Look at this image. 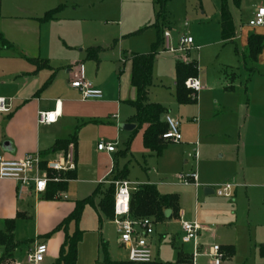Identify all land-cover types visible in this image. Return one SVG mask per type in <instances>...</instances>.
Returning <instances> with one entry per match:
<instances>
[{"label":"rangeland","instance_id":"obj_1","mask_svg":"<svg viewBox=\"0 0 264 264\" xmlns=\"http://www.w3.org/2000/svg\"><path fill=\"white\" fill-rule=\"evenodd\" d=\"M70 1H75L78 7L75 11L63 13L70 17L61 18L56 23V29L67 35V38L57 37V41L60 44L70 43L67 51L79 50L81 45L76 44L79 42L90 45L96 43L95 40L98 43L104 41L101 77L104 79L106 97L120 96L123 100L122 112L125 114L134 111L129 101L137 97L131 79V62L127 57L131 52L152 51L153 44L158 40L157 24L163 30L170 31L172 46H176L179 34L183 33L192 36L195 42L191 47L177 53H166L163 44L159 45L156 68L161 74L164 86H156L151 90V98L165 105L173 118H179L182 139L171 141L161 156H150L145 161L142 156V127H138L129 135L132 136V141L125 155H118L119 151L127 148L124 140L117 141V152L111 158L92 152L86 155L85 167L81 170L79 168L77 179L69 182L66 198L73 202L92 194L98 186V181L93 182L92 179L101 164L107 166L106 172L113 166L117 169L127 164V180L138 184L149 181L167 182L171 186L163 185L159 189L165 193H179L183 197L180 207L186 212L184 220L198 221L208 226V233L201 238L199 252L214 244L225 246L233 243L235 254L231 257L225 254L222 264H264V257L261 255V246L264 243L263 189L251 188L247 193V188L242 187L239 188L237 199L233 198V194L228 199L220 198L216 194L205 195V186L196 194L194 189L180 185L178 179L181 173L196 172L198 175L200 170L210 176L216 175L214 172L218 169L217 165L223 162L227 165V161L237 152L239 133L246 132L251 124H255L252 119L244 124L248 110L246 104L242 103V98L244 100L245 97L242 85L246 82L247 72L237 50L242 53L246 48L249 31L260 30L259 27L249 26L248 22L251 11L260 5L261 0H244L241 8L234 0H230V10L238 25L236 36L227 42L221 39L220 0H168L164 20L159 17L160 8L153 0ZM69 35L72 39L68 38ZM175 58L195 60L199 68L198 76L205 79L206 88L198 92L197 99L191 103L178 104L175 100ZM118 61L120 62L117 63ZM247 62L250 64L249 60ZM118 64L121 66V74L116 71ZM227 67L238 71L233 89L229 88L231 79L225 76L224 70ZM255 127L257 124L253 129ZM99 140L107 141L102 137ZM223 142L228 146L224 148V158H221ZM240 143L246 142L243 140ZM199 147L203 159L201 164ZM196 150L197 160L194 157ZM106 175L109 182H112L115 173L108 172ZM216 185L218 184H212ZM107 186L101 184L94 202L86 203L83 208L78 223L83 237L78 244L77 264H104L106 252L114 260L129 259V250L119 242L120 233L115 220L104 218L100 221L98 216L96 205ZM181 221L179 217L173 216L153 223L151 249L154 259L167 264H182L179 261V252L190 253L194 250L193 242H182ZM201 234H205L204 231ZM204 259H199L200 264H208V259ZM19 260L21 264H32L28 262L25 251Z\"/></svg>","mask_w":264,"mask_h":264},{"label":"crops","instance_id":"obj_2","mask_svg":"<svg viewBox=\"0 0 264 264\" xmlns=\"http://www.w3.org/2000/svg\"><path fill=\"white\" fill-rule=\"evenodd\" d=\"M243 1H240V8L243 5ZM259 6H264V0L260 1ZM77 7V3L70 0H0V97L5 98L10 107L9 111L0 112V155L11 160H23L30 154L39 153L43 161V171L41 173L45 174L46 170L44 168L47 161L62 160L69 145L73 143L75 146V169L63 172L62 176L65 180L50 182L47 190L43 193H37L34 189V182L30 180L25 186L24 193L19 196V182L0 178V233L3 235V238L8 236L10 226L8 227L7 222L13 220V237L16 243V246L7 252L5 245L0 239V257L5 256L2 264H21L19 257L23 255V251L28 256L29 250L34 248L38 243H45L48 248L43 261L39 264H56L67 232L72 234L78 227V224L74 221L67 228L60 227L62 222L74 211L78 200L91 195L89 194L71 202L69 198L59 197L58 193L66 194V191L69 189V182L78 177V169L80 168L81 170V168L85 167L86 155L92 152L104 158H111L112 154L117 152L116 148L113 152L99 150L98 144L100 142L111 143L115 146L117 141L124 140L127 148L119 151L118 154L123 156L127 153V150L129 151L132 141V136L129 135H132L135 132L134 130L138 128L137 124L131 120L135 114V107L132 101L136 100L137 97L129 101L134 111L127 112L126 114L122 112L123 100L120 96L106 97L104 79L101 77L104 65V41L98 43L95 40L96 43H91L90 45H85L81 42L76 43L80 44L81 47L75 51L66 50V48L70 47V43L60 44L57 41V37L65 36L67 38V35L56 29L58 25L56 23L61 18L70 17L63 15V13L75 11ZM52 9H57L54 18L43 19L45 13ZM256 9L251 11L250 19L254 16ZM163 20L162 24H164ZM233 21L236 36L238 24L235 22L234 17ZM184 25L187 26V23ZM259 28L260 30L257 31H249L247 40L251 33L260 34L264 37V26H259ZM183 34H179L178 41ZM1 38L8 42L7 45H3ZM68 38L72 39L70 35ZM222 41L227 42V40L223 39ZM194 42L193 38V44ZM163 48L166 53H177L165 49L164 39ZM90 49L96 50L95 56L89 54ZM247 50V42L246 48L242 53L237 50L238 56H242L241 63L247 72L245 77L246 82L242 85L245 95L244 100L242 98V103L246 104L248 110L244 124L246 125L247 121L252 119L255 123L254 125L257 124V127L253 129L254 125L251 124V127L246 132L239 133L237 152L227 161V165L226 162L217 165V171L214 172L213 170L214 174L217 173L216 175L210 176L203 170H200L196 183L183 184L179 181L180 185L194 189L196 194L202 186H205V195L216 194L215 187L217 185L212 186V184L219 185L224 182H232L234 184L232 194L233 198L236 199L239 197V188L242 187L247 188V193L251 188L263 189L264 193V43L258 59L255 62L249 61L250 64H248V58H246ZM133 53L138 52H131L129 57H127L131 62V68V55ZM178 60L192 61L190 58H175L173 60L174 72ZM45 61H47L45 65L39 66L41 62ZM156 63L157 59L155 58L153 84L150 86L148 93V99L151 102H158L151 98L152 88L164 86L161 74L157 72ZM81 66H83L85 77L92 81L96 88L102 90V98L85 100L82 98L80 90L71 85V81L80 74ZM120 68L121 66L118 64L116 71L119 74L122 71ZM224 72L225 76H229L232 82L229 88L233 89V82L238 78V71L233 67H227ZM233 72H236V75ZM199 78L202 79L204 84H202L203 88L200 90L203 91L206 88L205 79L203 77ZM174 80V87L176 89V72ZM198 92H196V95ZM55 110L59 115L55 122L50 124L38 122L40 111ZM167 115L171 116L170 110ZM176 119L179 120V118ZM123 123H133L136 127L130 131L125 130L120 127V124ZM145 129L146 125H143L141 137L142 156H144L146 161L147 157L154 156L155 154L144 147L143 134ZM249 130H251V133ZM101 137L107 139V141L99 140ZM60 140L69 141L68 147H56V143ZM243 140L246 143L241 144L240 142ZM5 142H10L8 149L4 147ZM221 146L223 149H220L222 150L220 157L224 158L225 152L223 153V151L228 144L223 142ZM199 152L201 164L203 159L200 147ZM195 153H197V157H195V154L194 157L197 160L198 151L196 150ZM161 155L155 156L159 157ZM127 166L125 164L123 168L119 166L117 169L113 166L106 172L107 166L101 164L96 169V175L92 180H94L93 182L98 181V185H109L117 180L116 176L121 170L126 168L127 172L125 174L127 175ZM108 172L110 174L115 173L112 182H109L107 179L106 174ZM34 175V172L27 174L30 178ZM105 175L106 177L104 178ZM119 180L127 179L125 177ZM61 183L65 185L64 188L57 190L53 197H49L52 193L51 191H53L52 185ZM143 184H154L160 193L169 194L161 192L159 189L163 185H169L167 182L157 183L149 181ZM132 185L137 188L141 184L132 182ZM171 194L178 195L181 206V199L183 197L179 193L171 192ZM218 197L230 199L224 196ZM225 201L229 203L228 200ZM206 203L207 201H205ZM96 209L98 212L97 205ZM184 217H186V212L180 207L179 218L180 220H184ZM167 218L171 217L167 216ZM200 224L203 227L198 236L199 247L200 241H202L201 238H204L203 235H206L209 231L206 224ZM202 231L205 234H201ZM152 235L149 237L150 246L152 245ZM227 245L234 247L235 254V245L233 243ZM220 246L223 247L222 245ZM263 246L264 243H262L261 248ZM125 248L129 250L128 246H125ZM204 249L206 248H202V251ZM192 252H190L191 255ZM261 255L264 257L262 249ZM199 259L205 260L204 257H200Z\"/></svg>","mask_w":264,"mask_h":264},{"label":"trees","instance_id":"obj_3","mask_svg":"<svg viewBox=\"0 0 264 264\" xmlns=\"http://www.w3.org/2000/svg\"><path fill=\"white\" fill-rule=\"evenodd\" d=\"M168 0H154L159 6V17L165 19V5ZM236 5H240L241 0H234ZM57 9L49 10L43 16V19L54 18ZM158 28V40L153 44L152 51L149 53H133L131 55L132 61V84L137 89V98L132 101L135 107V114L132 116V121L137 124V127L146 125V129L143 134V144L146 149L155 155H161L167 148L170 141L163 138V134L168 131L169 126L166 120V116L169 109L158 102H151L148 99L149 88L153 84V65L156 58L157 49L160 44H163L164 30L160 24H157ZM220 29L221 37L223 40H229L235 37V24L233 16L229 9V0H221L220 8ZM2 39V38H1ZM3 45H7L8 42L2 39ZM264 43V37L260 34L251 33L247 40V54L246 58L249 61H256L260 55ZM91 56L96 55L95 49H90ZM47 61L41 62L39 66L45 65ZM176 72V89L175 96L179 104L191 103L197 99V95L186 86V80L190 77H197L199 68L195 60L183 61L178 60L175 66ZM236 75V72H233ZM136 131V130H134ZM69 141L60 140L56 143V147H65L69 144ZM68 147V146H67ZM127 169H123L117 174L116 179L125 178ZM64 184L52 185L53 191L49 197H53L57 190L64 188ZM100 185L97 186L95 191L76 202L74 211L62 222L60 227L67 228L69 224L74 221L79 223L83 208L86 203H93L95 195L99 192ZM115 184H109L100 197L97 204L99 218L102 221L106 219H114V197H115ZM170 211V217H179L180 203L177 194H162L154 184H141L131 193L130 200V215L132 218H151L153 222L164 221L167 219L166 212ZM8 236L3 238L0 233V239L5 245L6 251H11L16 243L13 237V220L8 222ZM83 237V231L77 227L76 230L69 234L67 232L64 243L61 246L59 257L56 264H77L78 244ZM105 245V243H103ZM224 255L232 256L234 254V247L232 245H225L221 247ZM264 254V246L261 248ZM190 253L179 252V261L186 262L191 259ZM5 256L0 257V264L4 261ZM104 264H167L162 261L153 259L147 263L133 262L130 259L114 260L111 259L106 252L104 256Z\"/></svg>","mask_w":264,"mask_h":264},{"label":"built area","instance_id":"obj_4","mask_svg":"<svg viewBox=\"0 0 264 264\" xmlns=\"http://www.w3.org/2000/svg\"><path fill=\"white\" fill-rule=\"evenodd\" d=\"M248 25L251 27L264 26V6H259L254 16L249 20ZM170 31H164V46L167 51L182 52L193 45V37L187 34L180 36L178 44L171 45ZM71 85L80 90L82 98L100 99L103 96L101 89L96 88L92 81L87 79L81 66L80 74L71 81ZM186 86L195 93L203 88V85L198 77H190L186 80ZM10 107L7 100L0 97V112L9 111ZM55 111H40L38 115V122L43 124H50L55 122L58 118ZM166 120L169 126L167 132L163 134V138L169 141H180L182 135L180 132V121L167 115ZM99 150H107L109 152L115 151V146L111 143L100 142L98 144ZM197 157V153H195ZM42 159L39 153L30 154L23 160H11L0 155V178L11 179L19 182V196L24 193L27 182L32 180L34 182V189L37 193H43L47 190L50 182L64 181L63 172L75 169V146L71 143L65 156L62 160H51L45 163L46 173L42 174L43 166ZM29 172H34V176L30 178L27 176ZM179 181L183 184L197 182L198 175L196 172L189 174H179ZM116 190L114 197V220L118 225L120 233V242L128 246L129 259L133 262L147 263L152 261L153 253L149 242V237L154 233L153 220L151 218H132L130 215V200L131 193L136 189L132 182L128 180L114 181ZM234 184L232 182H224L215 187V192L218 196L230 197L232 194ZM59 197L66 198V194L58 193ZM202 225L197 221H181V230L183 232L182 242H193L194 250L189 261L182 264H200L199 258L204 257L208 259L209 264H222L224 253L219 244H214L199 252L198 236L202 229ZM47 245L45 243H38L34 248L29 250L28 262L32 264H39L43 261L47 252Z\"/></svg>","mask_w":264,"mask_h":264},{"label":"water","instance_id":"obj_5","mask_svg":"<svg viewBox=\"0 0 264 264\" xmlns=\"http://www.w3.org/2000/svg\"><path fill=\"white\" fill-rule=\"evenodd\" d=\"M120 127L123 128V129H125V130H129L130 131V130H133L136 127V125L133 124V123H123V124H120ZM9 145H10V142H5L4 143V147L6 149L9 148L8 147ZM166 214H167V216H170L171 212L170 211H167Z\"/></svg>","mask_w":264,"mask_h":264}]
</instances>
